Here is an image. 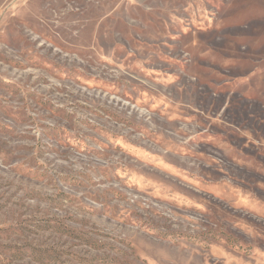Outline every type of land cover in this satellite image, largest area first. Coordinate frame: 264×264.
<instances>
[{"label":"rangeland","instance_id":"rangeland-1","mask_svg":"<svg viewBox=\"0 0 264 264\" xmlns=\"http://www.w3.org/2000/svg\"><path fill=\"white\" fill-rule=\"evenodd\" d=\"M0 264H264V0H0Z\"/></svg>","mask_w":264,"mask_h":264}]
</instances>
